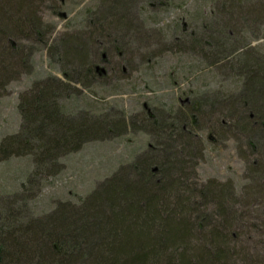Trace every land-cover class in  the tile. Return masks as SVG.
Masks as SVG:
<instances>
[{"label":"rangeland","instance_id":"obj_1","mask_svg":"<svg viewBox=\"0 0 264 264\" xmlns=\"http://www.w3.org/2000/svg\"><path fill=\"white\" fill-rule=\"evenodd\" d=\"M31 1L39 34L15 35L0 21V46L6 37L23 53L10 77L0 74V145L23 133L21 98L40 84L54 87L63 116L99 130L78 150L52 151L41 166V150L0 152V241L8 255L14 238L26 242L24 253L35 251L31 231L61 209L80 210L106 180L131 181L140 163L153 170L167 160L180 163L182 175L172 178L188 200L180 218L192 230L157 264L211 249L214 229L223 233L227 264H264V132L255 124L264 100L254 93L264 88L255 81L264 74V12L253 9L256 1ZM112 14L125 26H110ZM189 109L193 125H185L183 140L178 123ZM223 186L220 204L211 192ZM225 210L235 214L233 226L223 225ZM137 238L124 236L123 246ZM22 256L26 264L40 260Z\"/></svg>","mask_w":264,"mask_h":264},{"label":"trees","instance_id":"obj_2","mask_svg":"<svg viewBox=\"0 0 264 264\" xmlns=\"http://www.w3.org/2000/svg\"><path fill=\"white\" fill-rule=\"evenodd\" d=\"M254 1L256 3L253 9L264 12V0ZM32 6L31 0H0V21L6 31L15 35L25 33L24 35L28 37L39 34L37 29L39 22L35 18ZM114 17L117 19L110 26L116 27L117 30L125 26V19H118L121 16L116 15ZM74 48L78 50L77 47ZM22 59L23 53L17 51L13 41L4 37L0 46V74L7 73L10 77L12 70L22 64ZM256 80L262 82L264 87V74L258 75ZM53 88L51 84H40L34 89V94H27L21 98L19 107L24 121L23 133L21 136L6 138L0 145L1 153L9 149L15 153H35L41 150L42 153H35L41 166L44 161L53 158L56 154L54 151L78 150L88 138L98 134L96 123L88 125L83 121L78 122L63 116L59 109L58 96ZM254 93L264 100V88ZM181 115L183 117L179 120L178 128L184 135L185 125L190 123L194 114L192 109H189V112H181ZM255 116L257 117L256 114ZM261 118L263 121H257L255 124L261 126L260 129L264 132V116ZM149 121L153 127L162 126L158 120ZM24 133L28 136L23 139ZM185 139L189 140L186 134L183 140ZM52 151L54 155H50ZM162 164L158 166L161 168L160 172L158 167L150 169L149 162L140 163L141 171H137L136 179L128 181L114 177L106 180L84 201L80 210L61 209L56 213V217L53 216L48 222L36 226L31 231L34 237L28 241L38 246L35 251L24 253L26 242L14 238L10 244L14 250L8 255L0 241V264H6L5 256L14 259L16 264L29 263V258L23 260L22 255L32 260L39 255L38 264H71L78 260L86 264H151L152 261L157 264L158 260L164 259L162 254L167 252L168 246L176 247L180 241L189 238L187 236L192 230L189 222L180 218L186 211L185 204L188 200L184 199L183 194L178 195L179 179L172 178L175 171L182 175L180 163L176 165L173 161L166 160ZM162 168L165 169L164 178L157 181L155 176L162 175ZM223 188L217 194L211 192V196L220 204H223L228 189L227 186ZM172 199L177 201L173 209ZM225 213L227 222L225 221L223 225L233 226L235 214L230 210H225ZM160 222L164 224L159 225ZM218 230L214 229L209 233L211 238L209 248L214 250V254L211 249L204 247L198 249L195 255L183 254L181 264H227L231 258L230 253L224 248L222 231ZM154 232L157 235H154ZM131 235L139 236V239L137 238L134 244L123 246V237ZM84 258L88 260L85 261ZM165 258L166 264H175L174 256L171 254ZM249 262L255 264V261Z\"/></svg>","mask_w":264,"mask_h":264},{"label":"water","instance_id":"obj_3","mask_svg":"<svg viewBox=\"0 0 264 264\" xmlns=\"http://www.w3.org/2000/svg\"><path fill=\"white\" fill-rule=\"evenodd\" d=\"M156 170V169H155Z\"/></svg>","mask_w":264,"mask_h":264}]
</instances>
